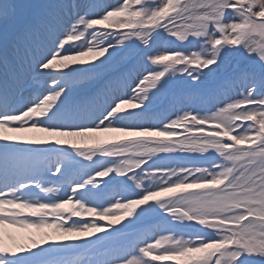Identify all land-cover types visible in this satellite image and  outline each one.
Here are the masks:
<instances>
[{
  "label": "snow or ice",
  "instance_id": "1",
  "mask_svg": "<svg viewBox=\"0 0 264 264\" xmlns=\"http://www.w3.org/2000/svg\"><path fill=\"white\" fill-rule=\"evenodd\" d=\"M169 261L264 264V0H0V264Z\"/></svg>",
  "mask_w": 264,
  "mask_h": 264
},
{
  "label": "rangeland",
  "instance_id": "2",
  "mask_svg": "<svg viewBox=\"0 0 264 264\" xmlns=\"http://www.w3.org/2000/svg\"><path fill=\"white\" fill-rule=\"evenodd\" d=\"M119 2H120V0H109V3H113V4H116ZM180 46H182V45H180ZM157 50H159V49H157Z\"/></svg>",
  "mask_w": 264,
  "mask_h": 264
}]
</instances>
